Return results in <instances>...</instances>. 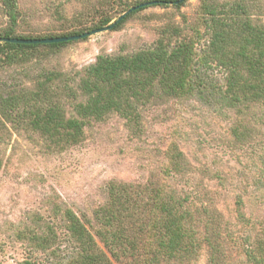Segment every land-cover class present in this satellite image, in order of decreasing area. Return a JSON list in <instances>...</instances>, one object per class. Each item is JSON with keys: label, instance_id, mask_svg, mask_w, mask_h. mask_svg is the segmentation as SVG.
<instances>
[{"label": "rangeland", "instance_id": "obj_1", "mask_svg": "<svg viewBox=\"0 0 264 264\" xmlns=\"http://www.w3.org/2000/svg\"><path fill=\"white\" fill-rule=\"evenodd\" d=\"M16 1L18 32L43 37L89 29L104 16L113 24L134 0ZM210 2L220 9L244 5L252 22L264 28V0ZM205 17L201 0H189L179 9L153 6L117 31L57 49L39 47L12 64H5L0 54V101L36 92L52 77L55 81L47 84L55 91L52 101L74 115L76 101L61 98L62 89L68 86L78 95L84 70L98 57L131 55L165 37L172 44L194 39L200 55L209 41ZM7 23L0 12V32ZM208 78L224 83L217 68L208 71ZM216 100L157 95L135 103L137 116L131 120L116 113L91 120L83 141L65 149L55 148L20 119L1 125L0 264H20L31 257L43 264L66 263L73 247L63 212L71 210L89 229L98 228L95 213L108 203L113 183L130 186L135 194L164 187L190 197L198 248L169 264H255L248 254L264 237V106L242 114ZM172 153L185 159L180 174L173 170ZM46 224L62 238L53 255L32 251L22 238Z\"/></svg>", "mask_w": 264, "mask_h": 264}, {"label": "trees", "instance_id": "obj_2", "mask_svg": "<svg viewBox=\"0 0 264 264\" xmlns=\"http://www.w3.org/2000/svg\"><path fill=\"white\" fill-rule=\"evenodd\" d=\"M188 1L134 0L124 7L123 13L150 2L155 3L153 6L179 9ZM201 1L209 41L200 55L194 39L183 38L172 44L165 37L154 47L131 55L100 56L94 65L84 70L78 95L68 86L62 89L61 98L76 101L74 115H68L61 103L52 101L55 91L48 90L47 84L55 79L48 77V82L38 91L0 101V126L20 119L48 138L55 148L65 149L83 141L85 128L91 120L100 121L113 113L131 120L137 116L135 103L157 95L217 99L225 107L240 109L242 114L253 106H264V28L252 22L244 5L220 9L210 0ZM153 6L141 7L120 19L121 16L113 24L110 17L104 16L89 29L31 37L18 32L17 1L0 0V12L8 20L0 38L67 37L111 25V30L117 31L130 17ZM173 32L180 36L176 29ZM70 43H0V54L5 64H12L39 47L57 49ZM212 68L224 75L223 85L209 80L208 71ZM170 160L174 172L180 174L186 163L183 154L172 153ZM192 204L189 196L182 197L164 187L146 188L135 194L130 186L113 183L109 186L108 203L95 213L99 227L92 229L93 232L73 211L63 212L73 256L62 264H169L187 258L198 248L192 229L195 223ZM22 238L31 245L32 251L49 255L60 248L62 241L54 226L49 224L44 230L22 233ZM248 260L264 264V237L256 251L248 254ZM20 264L43 263L31 257Z\"/></svg>", "mask_w": 264, "mask_h": 264}, {"label": "water", "instance_id": "obj_3", "mask_svg": "<svg viewBox=\"0 0 264 264\" xmlns=\"http://www.w3.org/2000/svg\"><path fill=\"white\" fill-rule=\"evenodd\" d=\"M155 3L150 2L147 4L139 5L138 7H134L130 9L127 13H125L120 19H122L128 13H131L141 7L144 6H153ZM112 29V25L104 28L102 30H94L89 33H84L82 35L75 36H67V37H53V38H34V39H25V38H0V43H12V44H21V45H50V44H59V43H68L79 41L85 38H88L92 35L98 34L100 32L108 31Z\"/></svg>", "mask_w": 264, "mask_h": 264}]
</instances>
